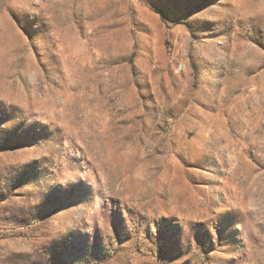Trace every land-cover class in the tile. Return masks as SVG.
Here are the masks:
<instances>
[{"label":"rangeland","instance_id":"374dc122","mask_svg":"<svg viewBox=\"0 0 264 264\" xmlns=\"http://www.w3.org/2000/svg\"><path fill=\"white\" fill-rule=\"evenodd\" d=\"M0 264H264V0H0Z\"/></svg>","mask_w":264,"mask_h":264}]
</instances>
